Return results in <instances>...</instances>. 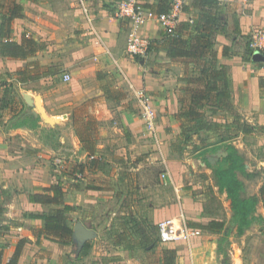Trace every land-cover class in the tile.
<instances>
[{
	"label": "rangeland",
	"instance_id": "obj_1",
	"mask_svg": "<svg viewBox=\"0 0 264 264\" xmlns=\"http://www.w3.org/2000/svg\"><path fill=\"white\" fill-rule=\"evenodd\" d=\"M3 1L9 5L16 0H0V8ZM106 1L104 4L112 5L118 0ZM73 4L74 0L50 2L47 7L58 13L61 22L55 27H46L36 19L32 22L36 29L44 25L45 33L51 34L49 40L53 43L37 42L42 48L45 45L47 52L37 51L34 55L40 63L47 64L30 60L24 65L9 63L0 69V264H5L17 246V264H165L170 256L165 248L175 250L173 264H193V260L196 264L201 258L207 264H232L238 255L244 264H264V202L253 205L248 200L236 211L230 204L233 200L232 205L238 208V197L230 199L225 191V183L235 173L240 184L231 189L236 195L241 199L260 197L259 188L264 185V124L255 121L254 113H248L250 120L245 119L233 102H229L232 111L217 114L221 107L210 96L201 119L185 121L187 134L164 145L165 161L173 164L172 169L162 158H149L151 151L130 156V148L114 122L105 133L106 143L95 146L94 140L100 134L98 122L79 120L84 108L69 103L67 98L74 92L72 82H82L87 87L100 82L109 92L112 90L113 96L118 91L110 78L97 79L90 68L85 75L72 73V18H76ZM233 6L225 9V2H221L219 26L223 32L230 27L242 38L246 54L255 53L249 41L251 34L264 32V2L235 0ZM38 11L41 10L34 8L32 15ZM239 13L244 16L242 28ZM25 32L32 38L38 30ZM124 35L127 43L129 33L125 31ZM15 53L11 49V54ZM254 59L264 75V55L258 53ZM65 74L69 80H64ZM51 89L58 94L50 95ZM27 93L45 94L46 100L53 101L47 105L52 108H48L50 112L69 113L68 116L58 122H43L39 116L43 113L41 107L23 98ZM212 115L219 119V125H213ZM200 121L203 126L199 128ZM73 125L80 138L88 137L93 143L88 147L91 152L80 160L78 151L72 152L82 150L74 146ZM230 160L243 166L245 172L235 167L228 170ZM57 182L63 188V201L75 207L67 214L73 233L66 238V244L45 234L41 219L27 217L30 212L54 209L41 205L29 212L27 199L30 192H41L42 186ZM179 214L187 225L216 219L224 222V228L212 233L197 226L202 232L189 243L161 241L157 224ZM237 246L242 248L240 252L234 250Z\"/></svg>",
	"mask_w": 264,
	"mask_h": 264
},
{
	"label": "crops",
	"instance_id": "obj_2",
	"mask_svg": "<svg viewBox=\"0 0 264 264\" xmlns=\"http://www.w3.org/2000/svg\"><path fill=\"white\" fill-rule=\"evenodd\" d=\"M53 1L55 2V0L13 1L22 7V11L19 17L11 21V30L8 40L20 43L22 33L24 34L25 29H27L30 33L34 32V30H38L37 33L32 35V38L37 42H44L43 44L45 45H47V43H53L52 40H49L51 39V34L48 35L45 33L46 27L50 25L55 27L61 24L58 19V13L48 8L50 7V2ZM141 1L144 3L143 0ZM155 1L156 0H146L145 2L154 3ZM104 2L108 1L74 0L73 5L76 9L72 5V14H74L76 18H72V73L78 72L81 75H85L90 68L92 70L91 73L95 75L97 79L102 80L106 77L110 78V81L114 84L113 86L118 93L116 96H113L110 93L112 90L109 92V89L101 85L100 82H97L98 86L96 85L94 87H87L82 82H72L75 88L72 94L67 95L68 101L69 103L72 102V104H78L79 107L81 106L84 108L85 113L79 119L80 121H89V124H91V122H98L97 127L100 130V134L94 140L95 146H102L106 143L108 139L105 137V133L108 132V128L111 125L110 123L114 122L116 128H118L120 133L124 136V144L128 145L130 148V156H135L137 154L144 155L151 151L149 158H162L164 162H167V166L172 169L173 164L170 161H165L166 156L164 157L165 152L163 148L164 145L168 146L169 142L181 136L180 125L182 123L185 125V121L190 120L186 117L180 118L178 112L182 107H187L189 103L190 90L194 87L196 82L189 83L188 79L199 75L197 61L191 58L172 57L168 55L166 43L164 42V36H166V34L156 20H148L137 28L139 36L149 40L147 54L142 57L140 55L131 56L127 54L124 34L125 31L129 33L132 27L128 19L113 18V10L117 2L112 5H106ZM221 2H225L224 8L227 9L229 6L234 7L235 0H219L218 6L214 8L216 9V14L218 13ZM262 2H264V0H262ZM11 4L6 5L5 1H3V6L0 8V23L2 17L6 14L7 8L11 6ZM183 6H186L187 9H181L178 21L192 22V20L198 16L199 12V9L194 7V0H183ZM34 8H39L41 11L35 12L34 15H32ZM43 17H45L44 20ZM34 19L42 21L46 27L42 25L36 29L35 25L32 24ZM243 19L244 16L239 13V24L241 28ZM45 20H47V22H45ZM40 28H42L43 31H39ZM222 30V28L212 30L208 35L213 43V49L215 51L214 63L216 66L224 67L228 79L229 96L227 98L217 99L213 94L211 95L221 107L216 113L225 114L232 111V106L229 107V102H233L235 107H237L236 109L244 115L243 117L245 119L250 120V115L248 113H254L255 121L259 124H264L263 69L257 67L258 62L254 59V56L258 57V53L249 51V53L246 54L245 45L241 42L242 38L236 36V34L231 31L230 27H227V31L223 32ZM183 37H186V32L183 34ZM3 40L4 39L0 38V43ZM45 45L44 48L38 51H42V53L47 52L45 50L47 49ZM225 47H227V49ZM248 54L250 55L249 57L247 56ZM34 55L23 58L6 54L3 55L0 52V69L13 62L24 65L30 62V60L38 61L39 59H35ZM248 58H250V60H248ZM38 63L40 65L47 64L40 63L39 61ZM69 85H71V83ZM66 86H68V84ZM142 90L149 96L150 103L155 110L154 134L144 127L140 115L141 107L138 93ZM50 91V95L58 94L54 89ZM45 96V94L37 96L33 93H27V96L24 94L23 98L27 102L34 104L36 108L39 109V106L41 107L43 113H39V116L43 122H58L62 121L65 116H68L69 113L61 115L50 112L48 110L50 107L48 106L53 101L50 99L46 100ZM106 104L109 110L106 109ZM94 109L96 110L94 111ZM72 118L76 120V118ZM73 119L72 121L74 123ZM212 120L214 124L220 123L215 115H212ZM245 126L246 125H244V127ZM72 132L75 134V148H82V150L72 149V152L77 154L78 151L76 156H80V160L84 154L86 155L88 152H91V149L89 151L88 147L93 146V143L87 140L88 137L80 138L78 129L75 125L72 126ZM185 134L187 133L185 132L184 136ZM148 137L150 138V143L147 142ZM125 152L128 151L125 150ZM72 159L76 160L75 156L72 157ZM35 192L36 191H32L30 193ZM29 194L27 199L30 206L29 212L38 207L40 208L41 205L54 209L60 207L54 204L30 202ZM206 224L203 223L202 225ZM194 225L196 226H188L202 230L200 228L201 226L197 227L198 224L194 223ZM198 236L191 239L197 238ZM178 243L185 242L170 244ZM187 243H189V241ZM234 250L240 252L242 248L240 250L237 246ZM194 262L195 260H193V264H195ZM232 262V264H244L239 255L236 256V258L234 257ZM178 263L182 264L180 262ZM196 264H207V262L201 258L197 260Z\"/></svg>",
	"mask_w": 264,
	"mask_h": 264
},
{
	"label": "trees",
	"instance_id": "obj_3",
	"mask_svg": "<svg viewBox=\"0 0 264 264\" xmlns=\"http://www.w3.org/2000/svg\"><path fill=\"white\" fill-rule=\"evenodd\" d=\"M147 8H150L156 13H166L170 9L172 0H156L154 3H146L143 0ZM219 4V0H194V7L199 9L198 16L195 17L192 22H177L173 33L164 36V42L166 43L168 55L175 57H186L197 61L199 68V75L197 77H190L189 83H195L194 87L190 90V99L187 107H182L178 112L180 118L198 119L200 120L203 115L202 108L210 100V96L217 99L227 98L228 92V79L226 71L223 66H216L214 63L215 51L213 49V43L208 37L212 30L220 28L216 9ZM182 8L187 9L182 5ZM22 7L18 3H12L6 10V14L2 17L0 23V38L4 39L0 43V52L3 55H10L13 57H28L34 55L38 50L42 49V45L31 37H26L22 34L20 43L10 41L9 35L11 30V21L21 15ZM186 32V37L183 34ZM227 49V47H225ZM11 49L15 50V55L11 54ZM249 51V49H248ZM226 53V50H225ZM200 60V61H199ZM200 83V84H197ZM214 125H217L216 123ZM203 124L200 121L199 128ZM181 127V136L184 135L185 125L183 123ZM190 130V129H189ZM233 148V147H231ZM231 161V160H230ZM230 168L228 170L239 169L244 171L243 166L235 165V162L231 161ZM234 173V172H233ZM231 181L225 183V191L227 196L238 197L236 199V205L231 200V206L236 211L243 208L244 203H248V200L256 204L258 201L264 202V185L259 188V196H253L249 199H241L235 194V191L231 189L233 185L240 184L235 179V173L230 174ZM30 202L40 204H54L60 207L55 208L45 213H28L27 217L32 219H41L43 221L44 232L48 236L55 240H64L62 243L66 244V238L70 237L73 233L71 226L67 221V214L75 210L73 205L67 204L63 201V188L61 183L52 184L48 187H41V192H35L29 194ZM238 209V210H237ZM2 208L0 207V211ZM246 217H242L245 219ZM189 225L196 226L194 223L189 222ZM210 232H219L224 227V222L221 220L211 219L206 225H198ZM158 234V233H157ZM164 252H169L170 256L167 257L165 264H173V258L175 255L174 249H164ZM20 253V246H17L14 254L5 262V264H17Z\"/></svg>",
	"mask_w": 264,
	"mask_h": 264
},
{
	"label": "built area",
	"instance_id": "obj_4",
	"mask_svg": "<svg viewBox=\"0 0 264 264\" xmlns=\"http://www.w3.org/2000/svg\"><path fill=\"white\" fill-rule=\"evenodd\" d=\"M183 0H172L170 9L166 13H156L147 8L141 0H119L113 10V18H125L132 24L129 38L126 43V52L129 55L145 56L148 51L149 40L139 36L137 28L148 20H156L166 35L172 34L179 20ZM249 44L256 53L264 55V32L251 34ZM264 78V75L262 76ZM68 74L64 80H69ZM140 115L144 127L151 133L155 131V110L145 91H139ZM92 158L94 156H91ZM157 233L161 241L168 243L188 242L191 238L200 235L199 228L186 224L183 215L164 218L157 224Z\"/></svg>",
	"mask_w": 264,
	"mask_h": 264
}]
</instances>
